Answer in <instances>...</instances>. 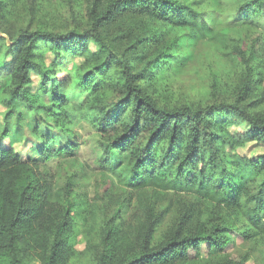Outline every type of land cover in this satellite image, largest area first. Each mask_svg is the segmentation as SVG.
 Returning <instances> with one entry per match:
<instances>
[{
    "label": "trees",
    "instance_id": "16d2710c",
    "mask_svg": "<svg viewBox=\"0 0 264 264\" xmlns=\"http://www.w3.org/2000/svg\"><path fill=\"white\" fill-rule=\"evenodd\" d=\"M0 42L5 120L47 125L0 146V264H264V0H0Z\"/></svg>",
    "mask_w": 264,
    "mask_h": 264
},
{
    "label": "rangeland",
    "instance_id": "374dc122",
    "mask_svg": "<svg viewBox=\"0 0 264 264\" xmlns=\"http://www.w3.org/2000/svg\"><path fill=\"white\" fill-rule=\"evenodd\" d=\"M1 43V42H0ZM5 51V44L2 45L1 51H0V57L3 55V52ZM46 60L47 62H51L54 59V53L49 51L46 53ZM211 56V53H210ZM80 63V59L75 60L73 63H71L70 68H75ZM204 64V56L196 58L187 68H185L182 72L178 74L177 79L175 80L178 88L182 89V95L184 97H198L203 96L202 94L204 91L208 90V83L209 79L208 76H205L204 68L202 69V65ZM222 65L223 63L220 61L219 63ZM32 83L29 85L31 90H36L38 86H40V79L38 75L35 72H32ZM8 81V78H5L4 76L0 75V146H12L19 154H21L24 158L31 156L34 154L33 146L35 145L37 135H35L33 132L34 126H36V123L39 122V124L43 127H46L47 125L45 122H43L44 119V113L42 110L40 111H34L31 113H26L24 115V118H22L21 123H16L15 117H12L9 119V123L5 120V112L6 107L1 103L2 96H3V86L6 85ZM181 86V87H180ZM203 91V92H202ZM20 108H23L21 106ZM8 126L9 133L4 134L1 138L2 132L4 129ZM248 129V124L243 123L240 126H234L233 130L244 132ZM82 131V129H81ZM84 132V131H82ZM85 133V132H84ZM238 151L248 157H257L260 154L264 153V143L263 142H257V141H249L246 145L241 146L238 148ZM93 155H95L92 152V149L90 147L84 146L82 148L81 154H80V160L82 162H86V166L88 168V164H91L93 162ZM93 167V166H92ZM90 172H93V168H88ZM64 172V171H63ZM67 176L62 177L65 179ZM79 186H82L83 188H88L89 190L93 189V183L92 179L80 181L76 180ZM61 184H64V181L61 180ZM86 246V240L85 236L83 234L79 235V242L78 247L83 249ZM248 264H256L253 260H250Z\"/></svg>",
    "mask_w": 264,
    "mask_h": 264
}]
</instances>
